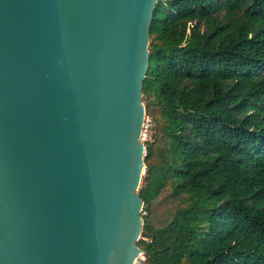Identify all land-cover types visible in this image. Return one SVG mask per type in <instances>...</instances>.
<instances>
[{
  "label": "water",
  "instance_id": "water-1",
  "mask_svg": "<svg viewBox=\"0 0 264 264\" xmlns=\"http://www.w3.org/2000/svg\"><path fill=\"white\" fill-rule=\"evenodd\" d=\"M157 3L0 0V264H136L144 253Z\"/></svg>",
  "mask_w": 264,
  "mask_h": 264
},
{
  "label": "trees",
  "instance_id": "trees-1",
  "mask_svg": "<svg viewBox=\"0 0 264 264\" xmlns=\"http://www.w3.org/2000/svg\"><path fill=\"white\" fill-rule=\"evenodd\" d=\"M143 264H264V0H158Z\"/></svg>",
  "mask_w": 264,
  "mask_h": 264
},
{
  "label": "rangeland",
  "instance_id": "rangeland-1",
  "mask_svg": "<svg viewBox=\"0 0 264 264\" xmlns=\"http://www.w3.org/2000/svg\"><path fill=\"white\" fill-rule=\"evenodd\" d=\"M152 127H153L152 120L148 115H146L144 126L142 129V135H141V141L145 145V147H146V144L152 140V134H153ZM144 261H145V254L141 253V256L138 258L136 264H143Z\"/></svg>",
  "mask_w": 264,
  "mask_h": 264
},
{
  "label": "bare ground",
  "instance_id": "bare-ground-1",
  "mask_svg": "<svg viewBox=\"0 0 264 264\" xmlns=\"http://www.w3.org/2000/svg\"><path fill=\"white\" fill-rule=\"evenodd\" d=\"M138 260V259H137Z\"/></svg>",
  "mask_w": 264,
  "mask_h": 264
}]
</instances>
